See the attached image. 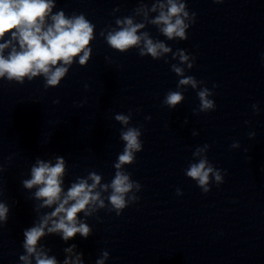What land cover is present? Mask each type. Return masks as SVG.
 <instances>
[{
    "label": "clouds",
    "instance_id": "clouds-1",
    "mask_svg": "<svg viewBox=\"0 0 264 264\" xmlns=\"http://www.w3.org/2000/svg\"><path fill=\"white\" fill-rule=\"evenodd\" d=\"M221 3L222 0H215ZM53 0H0V40L10 34L11 39L0 43V79L15 81L23 85L25 78L28 81L35 77L42 76L45 80V89L57 87L61 80L69 72V66L74 62V58L79 56V65H85L89 60L92 49L89 48L90 41L94 39V25L86 19L83 14H73L67 17L64 11H59L51 15V24L46 26V18L52 13L54 7ZM159 10V14L150 22L160 26V31L168 39L179 37L186 40V29L195 22V13L186 10L185 0H157L151 8L152 12ZM191 20V23H185V20ZM115 23L120 26L119 30H112L106 36V42L112 49L120 53L128 49L138 47L143 41V47L140 48L139 55H151L153 58H159L165 53L171 52V48L165 43L154 42L149 38L148 33L138 31L145 25L143 23H133V19L125 17L117 19ZM101 35H104L103 31ZM18 43V48L13 44ZM11 48L7 55H4L5 49ZM83 53V55H80ZM178 55L181 63H187L189 56L185 55L183 50H179L174 57ZM194 61L195 58L192 57ZM188 68L193 64L188 63ZM172 71L181 77L177 87L191 86L197 88V80L193 76H185L184 69L177 65H172ZM203 83V81H200ZM88 86L85 85V88ZM216 87V85H213ZM200 101V112L214 110L215 105L209 96L213 93L208 88H202L197 93ZM184 99L180 91H169L163 101L169 108H175ZM59 103V101H54ZM256 112L259 111L257 105H253ZM115 120L122 125H129L131 113L116 114ZM150 120L151 117H146ZM195 134V133H194ZM141 129L137 127H126L120 133L122 141L125 142L123 152L118 155V162L114 164L116 169L114 179L110 184H101L102 177L95 172H90L87 179L78 178L72 183L65 192L62 185L65 176V160L63 157H56L55 163L36 159L35 164L30 169V179H24L22 186L26 189L36 188L34 196L42 201L37 209L52 208L54 210L40 217L39 222L34 226L27 228L23 232V248L26 254L20 255L19 260L23 264H58L55 257H49L43 247H37L38 242L46 234L61 233V238L67 242L73 239L76 234L87 238L91 229L86 223L78 220V214L83 212L86 216L91 215L95 206L105 207V201L101 198L102 191L108 192L111 189L107 200L111 205L110 210H115L119 216L121 212L130 204L139 200L134 193L131 196L127 194L132 192L133 188L140 190L141 185L138 182L130 180V174L123 170L124 165H131L135 162V154L142 151L143 145L140 139ZM251 135H255L252 133ZM233 143L231 147H236ZM209 148H198L194 156ZM4 169L0 167V172ZM186 175L198 182L204 193L210 191L209 178L214 177L216 185L224 182V173L217 170L209 163L207 157L201 158L198 163L190 165ZM89 180L91 183H89ZM101 190H97V188ZM177 190V195H181ZM127 196V199H126ZM9 207L0 202V221L6 222L8 219ZM51 225V226H49ZM75 245L65 249L72 253ZM109 257L107 251L102 252V258L96 261V264H105ZM63 264H83L80 255H76L75 260L66 258Z\"/></svg>",
    "mask_w": 264,
    "mask_h": 264
}]
</instances>
